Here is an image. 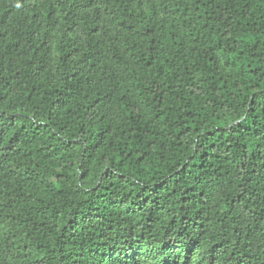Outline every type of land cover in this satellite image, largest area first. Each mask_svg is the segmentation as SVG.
<instances>
[{
	"label": "trees",
	"instance_id": "obj_1",
	"mask_svg": "<svg viewBox=\"0 0 264 264\" xmlns=\"http://www.w3.org/2000/svg\"><path fill=\"white\" fill-rule=\"evenodd\" d=\"M0 264H264V0H0Z\"/></svg>",
	"mask_w": 264,
	"mask_h": 264
}]
</instances>
